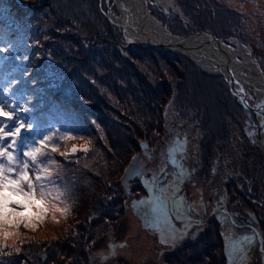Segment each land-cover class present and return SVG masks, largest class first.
Returning a JSON list of instances; mask_svg holds the SVG:
<instances>
[{"label":"rangeland","instance_id":"374dc122","mask_svg":"<svg viewBox=\"0 0 264 264\" xmlns=\"http://www.w3.org/2000/svg\"><path fill=\"white\" fill-rule=\"evenodd\" d=\"M23 1L34 5L43 1L48 3H43L37 12L29 9L25 12L23 4L17 0H0V50H3L0 51V102L6 101L9 106L18 105L17 112H25L36 130L53 123L51 134L55 133L56 137L61 132L64 134L63 129L71 127L77 132L69 129L71 132L65 134L83 136L84 140L57 138L58 152L46 149V154L38 157L36 165L29 161L28 171L33 180L38 168L52 169V175L44 181L45 191L51 192L48 199L52 203L68 208V212H48L43 222L33 223L28 229L21 227L19 235L8 241L9 246L0 249V264H158L160 250L172 245L161 243L157 235L143 229L139 216L148 219L149 203L132 206L133 197L148 195V200L157 204L159 189L156 186L162 184L163 190L173 188L175 180L171 173L176 163L171 160L177 161L179 150L176 138L179 135L186 137L182 150L187 152L191 163L195 152L213 154L216 163L217 157L224 154V162L220 164L223 169L231 170L240 166L242 160L239 155L248 153V166L255 167L253 155L258 151L264 157V143L260 139L254 114L230 96L232 91L224 75L205 71L198 77L194 75L206 82L205 90L216 93L215 98H219V102L215 103L213 99V103L200 104L201 95L193 93L189 98L192 104L188 111L181 114L176 112V105L172 102L164 104V118L150 130V137L149 126L136 120L135 115L120 118L121 123L130 126V131L126 130L132 137L147 147H139L134 154L131 152L133 155L124 165L116 164L114 176L106 175L102 173V166L111 163L109 158L101 160L96 154L87 157L98 140H107L104 128L85 112L67 106V103L77 101L99 108L98 98L91 94L96 90L89 86L88 80L95 79L97 73L100 76L108 74L109 68L105 71L104 66L94 58L97 42L90 40L86 43L84 36L88 35V29L94 28L92 25L100 27L95 3L99 9L101 7L100 12L104 16L109 8L118 17L120 11L117 6H112L113 0H74V3L69 0L67 4L65 0V8L60 4L55 6L49 0ZM150 1V13L174 35L209 30L231 47L245 46L264 71V0H174L175 5L177 1L183 4V16L171 8L166 12ZM86 5L90 8L87 13L89 18L86 15L87 23L77 21L74 17L82 15ZM90 20H93L92 25ZM118 35L122 37L121 48L127 57L129 52L132 54L130 47L144 48L128 46L132 38L125 30L122 35L119 31ZM99 48L104 57H112L113 49L109 45L100 44ZM172 58L180 68L193 70L184 58ZM111 62L119 68L122 66L114 58ZM120 82L124 84V80ZM98 83L101 86L98 93L107 95L106 99L119 101L116 90L110 89L102 80ZM119 91H123L121 87ZM83 93L87 94V98L81 96ZM125 106L130 105L123 103L119 108L124 110ZM132 121H137L139 128ZM84 141L91 142L89 152L72 154V146H79ZM23 149L27 150L24 146ZM24 150L19 149L17 154L21 165L23 152L22 157L19 154ZM59 152L68 155L62 157ZM137 153H142L149 163L150 174L144 181L132 182V195L126 196L121 177ZM227 157L236 159L235 163L229 166ZM50 160L57 161L56 165H50ZM74 161L76 165L71 170L69 166ZM92 172L96 178L99 177L98 180L90 175ZM144 185H149V192ZM190 187L193 191L196 189L192 184ZM57 196L59 198L54 199ZM118 196H122L121 201L117 200ZM164 257L160 263L168 260L164 261Z\"/></svg>","mask_w":264,"mask_h":264},{"label":"flooded vegetation","instance_id":"af4514ba","mask_svg":"<svg viewBox=\"0 0 264 264\" xmlns=\"http://www.w3.org/2000/svg\"><path fill=\"white\" fill-rule=\"evenodd\" d=\"M179 136L176 167L171 173L175 184L169 190H163L162 184L156 186L158 200L167 197L171 228L177 234L174 243L170 238L167 242L172 247L160 250L158 264H230L228 253H233L232 264H264V157L255 152L252 168L247 162L250 154L242 153L240 166L230 170L220 164L224 162V154L217 157L216 163L213 154L195 152L191 163L187 152L182 150L186 137ZM227 160L230 166L236 159L227 157ZM191 184L196 188L194 191ZM148 186L144 185L147 192ZM140 201L148 202L150 208L148 219L139 216L143 229L157 235L162 243L161 234L170 237V229L162 214L157 219L158 203L142 195L133 197L132 206H141ZM154 208L157 212H153ZM134 213L137 215V211ZM163 255V260H168L160 263Z\"/></svg>","mask_w":264,"mask_h":264},{"label":"trees","instance_id":"16d2710c","mask_svg":"<svg viewBox=\"0 0 264 264\" xmlns=\"http://www.w3.org/2000/svg\"><path fill=\"white\" fill-rule=\"evenodd\" d=\"M19 1L23 4L22 8H24L25 12L27 11V9L37 12L41 7H43V3H48L47 1H43V3H40V5H34V3L17 0L18 3H20ZM49 1H52V3L54 2L55 6L58 4H60L61 6L63 5L62 8H65L67 2H69V0H67L65 4V0H63V2H61V0ZM202 1L203 0H201V2ZM70 2L74 3V0H71ZM86 2L89 1L86 0ZM79 6L81 7V5ZM175 6L180 7L182 11L184 10L183 4L178 1L177 5ZM94 9H96L97 11L96 14L100 21V27L97 28V25L93 26V20H90L89 23L94 28L91 30L88 29L89 33L88 35L84 36V40L86 43H90V40H95V42H97V45L94 46L95 49L93 51L94 58H97V62L104 66L105 71L107 68H109L108 74L100 76L97 73V77L95 79L93 78L88 80L90 83L89 86L93 90H96L92 91L91 94L98 98L100 106L99 108H95L92 106L88 107L83 105L84 103L82 104L81 102L77 101L67 103V106L85 112L86 115L90 116L104 128L107 135V140H98L87 157H92L96 154V156L98 158H101V160L104 157L107 159L109 158L111 163H105V165L102 166V168L104 169V172L102 173L114 176V169H117L116 164H120L122 166L127 163L128 158H130V156L133 155L134 152L139 149V147H141L142 142L132 137L129 132L130 126L126 123H121V121H119L120 118L126 119L125 115H135L136 120L143 121L149 126L148 137H150V130L156 128V126L159 125L164 118V110L162 109V106L164 104L172 102L173 105H176V112L181 114L185 111H188L189 105L192 104L190 103L189 98L193 95V93H195L196 95H201V99L199 101H201L202 103L200 104L213 103V99L215 103H218L220 99H217V97L215 98V96L217 95L213 91L205 90L206 82H203L194 77V75L198 77L199 74L205 73L206 71L204 72V70L193 60L182 54L167 50L130 47L129 50L132 51L133 55L131 54V52H129V57H125V51L121 48L123 47V44L121 42L122 37L118 35L119 31L122 35V33H124V30L112 25L109 22L108 18L104 16L103 13H101V7L100 12V9L96 5V3L94 5ZM89 11L90 8H88L86 5L84 7L83 14L74 18L77 21L87 23L86 15L89 18V14H87ZM70 19H72V17ZM100 44L109 45L113 49V55L111 58L107 59L106 57H104V55H102L101 49L99 48ZM172 56L182 57L187 60L193 66V70L191 71L189 68L188 70L180 68L178 65H176V61L174 60V58H172ZM98 57L100 58L98 59ZM113 58L122 65L121 68H119L117 64L111 62ZM70 79L71 82H74L73 77H70ZM98 80H102L103 83L110 89L116 90L115 94L118 95V102L120 104L127 103L130 106H125L124 110H121L119 108L120 104L118 102L109 98L106 99L107 95L98 93L99 91H101V86L99 85ZM120 80H124V84L121 83ZM120 87L123 91H119ZM228 87L229 90H231L230 85H228ZM81 96L87 98L86 93H83ZM230 96H234L232 92ZM233 98L238 101L235 96ZM17 113L19 118L24 119V121L26 120L27 123H29L30 120L28 121L29 118L27 119L28 116H26L25 112ZM127 121L129 120H126V122ZM132 122L136 124L137 128H139V125H137V121ZM9 123L13 122L9 121ZM53 126L54 124L51 123L50 125L47 124L44 129L38 128L37 130L32 126V131H24L23 137L21 139L27 138L30 143L33 140L41 139L43 135H49L51 134V132H53ZM82 127L85 126L82 125ZM69 129L71 131L77 132V130L68 127V129H63V131H65L64 134L66 132H71L69 131ZM126 129H128L129 131ZM139 136L143 137L141 134H139ZM144 141L146 143H150L149 140ZM18 142L20 143V141ZM20 150H24L23 145H21ZM22 152L23 151H21V153L19 154V156L21 157ZM131 152L133 154H131ZM26 159L29 158L24 157L21 163L23 164L24 160ZM110 164H112L111 167ZM75 165V161L71 162V165L69 166L71 170L75 167ZM90 175H93L97 180L99 178H96L93 172L90 173ZM101 180L103 179L101 178ZM106 184H108V182L105 183V185ZM101 190H103V188H101ZM117 200L121 201L122 196H118Z\"/></svg>","mask_w":264,"mask_h":264},{"label":"snow or ice","instance_id":"6c2138e0","mask_svg":"<svg viewBox=\"0 0 264 264\" xmlns=\"http://www.w3.org/2000/svg\"><path fill=\"white\" fill-rule=\"evenodd\" d=\"M18 107L16 104L9 106L6 101L0 102V249L9 246L8 241L19 235L21 227L28 229L33 223L43 222V217L48 212H59L61 214L68 212V208H60L52 203L48 199L51 192L45 191L44 181L52 175V169L50 167L38 168L35 180H33L28 171L30 166L29 161L33 165H36L38 157L46 154V149H50L51 152H58L59 146L55 143V139L57 138L60 140H84L83 136L77 137L70 134H60L59 137H56V134L52 133L43 135L41 139L33 140L29 143L27 138H21L24 131H32V124L25 123L24 119L18 117ZM258 107H264V105ZM9 121L13 123H9ZM18 141H20L19 144ZM90 143V141H84L79 146L73 145L70 151L72 154H75L77 151L87 154ZM21 145L27 148V150L23 151V157L29 158L24 160L22 165L17 156ZM141 146L147 147V145ZM59 154L62 157L68 155L66 152H59ZM169 155L171 157V153ZM136 159L134 157L133 161ZM171 162L173 164L176 163L175 159H172ZM56 163L57 161L55 160L49 161L50 165H56ZM18 168L19 170H17ZM126 171L130 172L131 168ZM38 186L39 191H37ZM5 193H11V196ZM13 197H16V199H13ZM58 198V196L54 197V199ZM166 200L167 197H161L157 201L159 205L157 219L162 214L164 223L170 229V237L162 235V243H167L169 238L174 243L177 234L176 230L171 228ZM140 203L143 204L145 202L140 201ZM153 212H157V209L154 208ZM183 234L180 233L181 236ZM243 239L245 242H249L248 237H244ZM15 250L19 251V248ZM228 255L230 264H232L233 253H228Z\"/></svg>","mask_w":264,"mask_h":264},{"label":"bare ground","instance_id":"6f19581e","mask_svg":"<svg viewBox=\"0 0 264 264\" xmlns=\"http://www.w3.org/2000/svg\"><path fill=\"white\" fill-rule=\"evenodd\" d=\"M115 2L122 14L119 16L120 20L132 21L136 27L146 32L151 39L163 40L166 43L176 39L150 13V8L148 7L150 0H115ZM152 2L166 12L173 6L172 0H152ZM174 8H177V6ZM190 38L188 40L190 48H182L180 49L181 51L195 58L205 69L224 73L227 80L229 79L228 72L232 71L236 77L235 85L238 91L244 89L248 100L251 102L252 100L254 103L262 104L264 102L262 76L248 52L240 44L237 47H231L227 44L223 45L231 56V62H227V56L224 51L217 48L215 44H206L202 47L198 43L199 39ZM144 41L147 42L145 39ZM254 118L259 127V136L262 137L264 143V116L262 112L257 111L254 114Z\"/></svg>","mask_w":264,"mask_h":264},{"label":"water","instance_id":"95a60500","mask_svg":"<svg viewBox=\"0 0 264 264\" xmlns=\"http://www.w3.org/2000/svg\"><path fill=\"white\" fill-rule=\"evenodd\" d=\"M172 3H173V0H172ZM114 5L117 6L115 0H113L112 6H114ZM148 7H149V5H148ZM174 7H176V6H174V3H173V6H171L170 8L173 11H176L177 13H179L181 16H183L182 9L180 7H177V8H174ZM109 9H110L109 12H107V13L105 12V15L108 18V20L110 21V23L116 27H120V28L124 29L131 36L132 40L129 41L128 46L135 45V46H140V47L150 48V49H156V50H167V51H172V52H178V53H181V54L187 56L191 60H193L198 66H200L204 71H206L208 73L225 75L224 73H221V72L220 73L219 72H212V71L205 69L195 58H193L192 56H190V55H188V54H186L180 50L182 48H190V45L188 43V40L190 37L191 38H197L200 40V41H198V43L202 47L205 46L206 44H215V46L217 48L224 51L225 55L227 56V62H231V56L229 55V53L226 51V49L223 46L226 43L222 39L218 38L213 32H211L209 30H204V31H199V32H190L189 34H186V35L177 36V35H174L170 31V29L165 27V29H167L169 31V33L172 35V37L176 38L172 42L166 43L163 40L151 39L146 32H144L142 29L136 27L132 23V21L120 20V18L118 16L113 14L112 8H109ZM120 15H122V14L120 13ZM144 39L147 42H145ZM241 47L245 51H247L245 46H241ZM248 54L250 55L251 59L253 60V62L257 66V70L261 74L263 82H264V71H263V69L261 68L259 62L254 61V59H253L254 56L252 55V53L248 52ZM125 57H127V55H125ZM228 78H229L228 83L231 87V91H232L233 95L238 99V102L242 105V107L246 111L253 113V114H255L257 111H260V112H262V114L264 116V110H263L264 107H258L260 105H264V102L262 104L258 103V102L252 103L251 101L248 100L246 92L244 89H243V91H241V90L238 91V89L235 85L236 77L232 71L228 72ZM261 139H262V137H261ZM134 157L137 158L135 161H133ZM129 168H131V171L130 172L126 171ZM149 174H150L149 163L146 161L143 154L142 153L135 154L132 157V159L130 160L129 164L125 167L124 173L121 177V183H122V186L125 190L126 196L132 195V188H131L132 182L142 180V179L146 178ZM161 236H162V234H161Z\"/></svg>","mask_w":264,"mask_h":264},{"label":"clouds","instance_id":"9594fccd","mask_svg":"<svg viewBox=\"0 0 264 264\" xmlns=\"http://www.w3.org/2000/svg\"><path fill=\"white\" fill-rule=\"evenodd\" d=\"M5 194L11 196V193H5ZM13 199H16V197H13Z\"/></svg>","mask_w":264,"mask_h":264}]
</instances>
